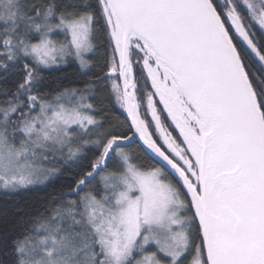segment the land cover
Instances as JSON below:
<instances>
[{
  "label": "snow or ice",
  "instance_id": "obj_1",
  "mask_svg": "<svg viewBox=\"0 0 264 264\" xmlns=\"http://www.w3.org/2000/svg\"><path fill=\"white\" fill-rule=\"evenodd\" d=\"M37 185L0 264H264V0H0V192Z\"/></svg>",
  "mask_w": 264,
  "mask_h": 264
},
{
  "label": "trees",
  "instance_id": "obj_2",
  "mask_svg": "<svg viewBox=\"0 0 264 264\" xmlns=\"http://www.w3.org/2000/svg\"><path fill=\"white\" fill-rule=\"evenodd\" d=\"M64 68V72L63 73H55L54 75L57 76H64L67 77V79L64 81V83L67 86H72L71 83H69V81L75 83L76 81H78V77L75 75V69L78 67V65L76 64H71V65H64L62 66ZM36 190H24L21 191L19 193H12V194H8L6 196V194L0 192V208L4 207L7 201V206H9V208L11 207V205L17 201L23 203V202H28L29 204H33V203H37L36 201V197L39 196H43L45 194V192H51L53 190L52 186H48L47 188H45L44 186L41 185H37L35 186ZM37 207L39 211H43L44 208L43 206L39 205L37 203Z\"/></svg>",
  "mask_w": 264,
  "mask_h": 264
}]
</instances>
